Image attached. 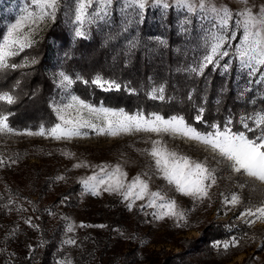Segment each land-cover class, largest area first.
I'll list each match as a JSON object with an SVG mask.
<instances>
[{
    "label": "rangeland",
    "instance_id": "obj_1",
    "mask_svg": "<svg viewBox=\"0 0 264 264\" xmlns=\"http://www.w3.org/2000/svg\"><path fill=\"white\" fill-rule=\"evenodd\" d=\"M165 2H170L171 6L163 8L150 2L146 8L150 9L149 20L160 21L169 11L173 13L170 25L176 33L184 34L185 43L181 46L190 53L188 66H195V62L206 54V47L210 51L214 35L230 36L222 49L229 51V56L220 61L221 65L225 62L229 64V70L225 72L222 66H210L219 70L226 79L231 77L233 85L242 95L252 100L264 98V69L249 76L248 69L242 67L235 51L243 42V28L236 27L237 21L244 19L239 13L250 8L256 15L257 8L264 9V0H247V3L244 0H203L207 8L228 9L230 19L225 27L220 26V18L211 11H202L197 7L195 13H185L175 0ZM193 2L197 3V0ZM75 6L76 0H61L56 15L62 16L71 39L76 38L74 30L77 27H83L88 35L92 28L100 24H111L110 14L107 21L97 23L86 20L79 25L74 18ZM97 7L93 3L89 9L91 16H95L94 9ZM114 9L121 14L123 26L129 27L131 21L137 19L134 6L120 7L114 2ZM146 9L140 11V20ZM26 10L39 13L32 0H0V43L8 27L27 15ZM55 20L37 21L35 25L26 20L23 31L34 28L32 38L36 43ZM125 20L129 23L126 24ZM28 49L8 58L7 62L29 64L28 56L23 55ZM60 52L57 44L51 42L46 71L53 83L49 96V106L55 118L53 124L0 132V234L4 242L13 241L15 248L17 244L18 248L32 249L38 220L32 208L39 205L47 213L49 221L56 222L60 227L58 255L52 264H241L249 256L254 261L263 260L264 219L250 217L248 219L254 223H247L238 217L249 206L253 210L261 206L264 202V183L230 172L223 164L217 165L213 159L215 154L202 143L182 137H162L169 149L194 160L207 158L210 166L218 169L217 183L209 192L210 199L201 202L182 195L156 171L153 158L145 151L151 148L150 136L152 139L160 138L155 134L110 136L97 135L88 130L87 136L67 140H56L48 134L50 128L60 122L56 109H64L66 104L71 103V97L77 96L72 85L66 89L59 86L58 75L64 72L60 66L64 53ZM5 70H0V76ZM4 93L8 92H1L0 95ZM262 106L264 108V104ZM262 112L248 117L247 120H252L248 129H256L253 117ZM63 114L66 118L76 116L73 109H66ZM40 127L45 128V135L27 134L29 131L38 132ZM256 134H259L258 130ZM78 164L81 166L76 167ZM117 164L127 174L126 183H131L137 176L146 180L151 192L159 191L167 199L175 200L177 210L183 212L184 217L156 219L153 213H159L160 209L149 207L147 196L143 200L125 201L116 193L102 191L101 195H92L85 189L81 182L83 179L99 172V167L112 170ZM59 176L64 179H57ZM232 193L238 194L240 203L225 204L223 196ZM70 227L72 231H68ZM219 234L221 237H218ZM233 237L237 238L238 244H231ZM69 239L76 243H67ZM218 241L229 243V247H214Z\"/></svg>",
    "mask_w": 264,
    "mask_h": 264
},
{
    "label": "snow or ice",
    "instance_id": "obj_2",
    "mask_svg": "<svg viewBox=\"0 0 264 264\" xmlns=\"http://www.w3.org/2000/svg\"><path fill=\"white\" fill-rule=\"evenodd\" d=\"M39 8V13L27 11L26 16H22L20 20L8 27L6 35L3 36V42L0 43V70L20 67L19 64H9L8 58L16 57L25 49L31 48L35 43L32 38L34 28H29L27 32L23 31L24 21L31 20L35 25L37 21L43 22L46 19L55 20L57 12L60 8L61 0H32ZM117 3L120 7H135L137 9V16L140 11L149 7L150 2H154L158 7L169 8L170 2L165 0H76L75 6V21L79 25H83L86 20L107 21L110 14L113 12V4ZM176 5L187 12L195 13L197 7L202 11H211L220 18V26L225 27L229 24V11L225 8H217L212 6L207 8L203 0H175ZM247 3V0H244ZM93 3L97 4L94 9L95 16H91L89 9ZM256 15L253 14L252 9H245L239 15L243 16L242 21H237L236 27L243 28V42L241 47L235 51L238 53L239 60L243 68L248 69V75L252 76L264 69V9L257 8ZM125 23H129L125 20ZM187 31V24L184 26ZM122 31H127L126 28ZM74 35L79 38H87V33L83 27H77L74 30ZM231 37L225 35H214V42L210 46V51L206 47L205 55L195 62V66L177 67L178 73H191L203 76L204 70L210 65L215 67L222 66L227 72L230 65L226 62L223 65L220 61L224 57L229 56V51L222 50L224 45ZM156 43L158 47H165L166 42L163 39L157 38ZM129 49L125 53L126 56L135 51L137 44L133 40L128 41ZM35 64L34 59L31 60ZM59 86L66 89L75 81H80L86 86L97 88L101 91L111 92L120 91L126 87L131 93L136 92L135 88L129 85H124L115 79L104 77L102 74H95L90 79H84L82 76L75 77V80L64 72L58 75ZM264 83V81H262ZM195 89H190L188 99L192 100V95ZM151 98L154 100L164 101L166 98V87L161 84L151 90ZM203 99V98H202ZM0 100H6L9 103L13 102L12 97L8 93L0 95ZM217 105L221 103L218 99ZM66 109H73L76 116L66 118L63 111ZM57 115L59 117L58 123H55L49 130V135L56 140H67L78 136H87L88 130H91L97 135L119 136L122 134H136L148 133L155 134L158 139H152L151 148L145 149L148 155L153 158L156 171L168 182L169 185H174L176 190L182 195L192 197L198 201L210 199V189L217 183V168L210 166L207 158L204 160H194L190 156L180 154L173 149H169L163 142L164 135L170 136L173 139L182 137L187 140L197 141L202 143L215 154L213 159L216 160L217 165H225L230 172L244 174L254 180L264 183V112L258 116L253 117V122L256 124V129H249L252 131L251 138L245 132L233 131L231 120H227L223 125L217 123L211 125V131H200L197 127L190 124L183 115L169 114L167 117L159 112H151L145 114L143 110L136 109L133 112L125 111L123 108H114L105 106L104 104L96 105L87 102L78 96L71 97V103L66 104L64 109L57 108ZM205 108L200 106L196 109V115L193 117L195 122L203 120V113ZM9 117L7 115H0V132H12L13 129L8 125ZM248 117L241 119L244 120ZM245 128H249L244 124ZM259 134H256V131ZM28 135H45V128L40 127L38 132L29 131ZM216 157H219L218 159ZM2 162V161H0ZM81 165H76L80 167ZM127 174L122 171L121 166L117 164L114 169L109 170L107 167H99V172L83 179L81 182L92 195H101L102 191L116 193L123 197L125 201L143 200L146 196L149 197V207L160 209L159 213H153L156 219H164L165 217L183 218L184 213L177 210L175 200L167 199L159 191L151 192L146 180L137 176L131 183H126L125 178ZM57 179H64L63 176ZM243 186V185H242ZM223 195V193L221 194ZM157 200L160 202L157 203ZM223 202L227 205H237L240 203L238 194L232 193L230 196H223ZM131 207V204H129ZM256 217L257 219H264V202L261 206H252L245 208L240 212L239 219L245 220L247 223H254L253 220L248 219ZM100 227H103L101 225ZM68 231H72L70 227ZM67 243L75 244L76 241L69 239ZM231 244H238L237 238L231 239ZM224 249L229 247V243L215 242L214 247H221ZM66 264V262H62Z\"/></svg>",
    "mask_w": 264,
    "mask_h": 264
},
{
    "label": "trees",
    "instance_id": "obj_3",
    "mask_svg": "<svg viewBox=\"0 0 264 264\" xmlns=\"http://www.w3.org/2000/svg\"><path fill=\"white\" fill-rule=\"evenodd\" d=\"M149 10L141 14V20L139 15L127 27L120 22L121 14L114 9L110 25L100 24L90 30L87 38L74 39L63 24L62 16L58 15L41 40L24 52L29 64H19L16 69L9 67L0 76V93L8 92L13 99L12 103L0 100V115L9 117L7 122L13 129H35L41 124H53L55 118L49 106L53 83L46 66L50 43L55 42L60 54L64 53L60 66L74 80L79 76L90 79L95 74H102L136 89L134 93L126 87L120 91L105 92L75 81L73 92L88 102L123 108L130 113L140 109L146 115L151 112H159L166 117L180 114L200 131H211V125H223L231 120L233 131L245 132L251 138L252 131L244 124L251 126L252 120L245 119L242 124L241 119L258 111L264 112V98L252 100L242 95L233 85L231 77L226 79L212 66L204 70L203 76L178 73L177 67L188 66L190 54L181 46L185 43L184 34L176 33L170 25L171 11L163 20L150 21ZM124 28L127 31H122ZM157 38L163 39L166 46L158 47ZM129 40L137 44L130 57L125 55ZM32 59L35 64L31 63ZM161 84L166 87L169 98L164 101L152 99L150 89ZM190 89H195L191 101L188 99ZM218 99L221 101L219 105L216 103ZM200 106L205 108L203 120L195 122L193 117ZM32 210L38 217L32 249L18 248L17 244L15 248L13 241L4 242L0 234V264H52L58 255L59 225L49 221L41 206L33 205ZM241 264H264V259L254 261L249 256Z\"/></svg>",
    "mask_w": 264,
    "mask_h": 264
}]
</instances>
